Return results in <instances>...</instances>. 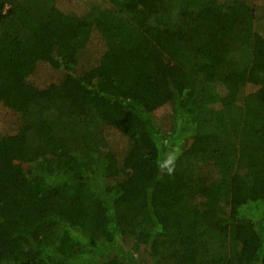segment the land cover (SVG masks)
I'll list each match as a JSON object with an SVG mask.
<instances>
[{
	"label": "trees",
	"instance_id": "16d2710c",
	"mask_svg": "<svg viewBox=\"0 0 264 264\" xmlns=\"http://www.w3.org/2000/svg\"><path fill=\"white\" fill-rule=\"evenodd\" d=\"M61 1L0 0V264H264V0Z\"/></svg>",
	"mask_w": 264,
	"mask_h": 264
},
{
	"label": "rangeland",
	"instance_id": "374dc122",
	"mask_svg": "<svg viewBox=\"0 0 264 264\" xmlns=\"http://www.w3.org/2000/svg\"><path fill=\"white\" fill-rule=\"evenodd\" d=\"M61 4H64L63 6L65 8L74 9L78 15H81L82 13L87 11L89 9L90 5L92 6V2H90L88 4L83 3V2H81V4H76L74 2V0H62ZM73 23L75 24L74 21H73ZM74 28H76V27H74ZM80 61H84V59H80ZM65 71L66 70H63V69L62 70L53 69L48 64H41L39 66L37 72L32 76L31 79H32V82L36 86H38L39 88H45L51 84L60 83V81L62 80V76H63ZM98 109H99V112L107 120H110L111 117L113 116L114 107L110 106L109 104L100 105V106H98ZM169 112H170L169 107H163V108L157 110L156 116L159 119L161 118V119H163V121H165L167 119V116L169 115ZM9 113H10L9 109L4 104L0 103V118L5 121L6 120L5 118H7ZM115 132L116 131H112L109 133L111 142H115V141L118 142L119 141L120 137L117 134H115ZM137 183H139L141 185L143 183V180L142 181L137 180Z\"/></svg>",
	"mask_w": 264,
	"mask_h": 264
},
{
	"label": "clouds",
	"instance_id": "9594fccd",
	"mask_svg": "<svg viewBox=\"0 0 264 264\" xmlns=\"http://www.w3.org/2000/svg\"><path fill=\"white\" fill-rule=\"evenodd\" d=\"M162 171L166 170V173L171 175L174 172V158H169L167 164L158 165Z\"/></svg>",
	"mask_w": 264,
	"mask_h": 264
}]
</instances>
